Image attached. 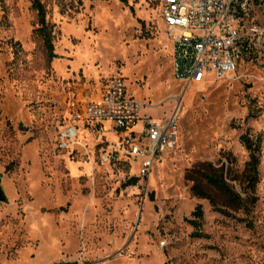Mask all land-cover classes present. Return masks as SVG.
I'll use <instances>...</instances> for the list:
<instances>
[{"label":"rangeland","instance_id":"obj_1","mask_svg":"<svg viewBox=\"0 0 264 264\" xmlns=\"http://www.w3.org/2000/svg\"><path fill=\"white\" fill-rule=\"evenodd\" d=\"M42 2L52 61L34 37L33 0H0V264H264V49L231 77L186 84L159 0ZM113 75L148 115L177 117L178 145L143 180L130 162L102 161L111 133L76 122L81 142L58 148V131ZM243 136L260 149L250 212L196 173L219 211L187 175L210 162L246 198Z\"/></svg>","mask_w":264,"mask_h":264},{"label":"built area","instance_id":"obj_2","mask_svg":"<svg viewBox=\"0 0 264 264\" xmlns=\"http://www.w3.org/2000/svg\"><path fill=\"white\" fill-rule=\"evenodd\" d=\"M160 15L172 42L174 77L186 84L214 76L234 75L246 58L264 49V0H159ZM264 51V50H263ZM262 51V52H263ZM57 134L58 148L80 143L76 122L111 133L112 148L102 161L130 162L145 179L158 158L179 142L177 117L160 122L145 111L151 107L128 89L123 76L113 75L87 98Z\"/></svg>","mask_w":264,"mask_h":264},{"label":"trees","instance_id":"obj_3","mask_svg":"<svg viewBox=\"0 0 264 264\" xmlns=\"http://www.w3.org/2000/svg\"><path fill=\"white\" fill-rule=\"evenodd\" d=\"M121 1L126 2L127 0ZM33 9L37 12L38 16V25L34 30V37L38 44L42 47L48 61H52L57 57L53 42L55 25L47 21V11L42 0H33ZM242 141L250 154V158L245 169L246 183L248 186L247 190L249 191H247L248 195L246 198L242 197V195L227 182L224 169L217 168L210 162L202 164L201 166H204L203 168L201 166H197L191 169L187 175V178L194 182L192 185L193 192L199 197L208 199L211 205L219 211L225 212L224 209L220 207L214 193H212L211 189H207L206 186L221 191L228 198L230 204L238 209H243L246 212H250L256 202L253 194L258 183L260 165L258 152L260 149L259 145L247 136H243ZM196 173H199L202 176L207 184L206 186L199 178L196 177ZM137 181L138 179L134 177L128 184L133 185ZM203 214L202 206L198 205L193 212V216L196 218L190 222L197 226L199 224L198 220L203 218Z\"/></svg>","mask_w":264,"mask_h":264},{"label":"water","instance_id":"obj_4","mask_svg":"<svg viewBox=\"0 0 264 264\" xmlns=\"http://www.w3.org/2000/svg\"><path fill=\"white\" fill-rule=\"evenodd\" d=\"M3 199H5V196L0 186V200H3Z\"/></svg>","mask_w":264,"mask_h":264}]
</instances>
